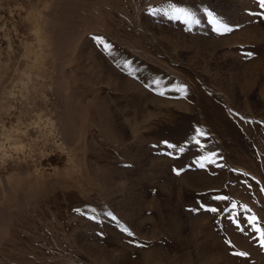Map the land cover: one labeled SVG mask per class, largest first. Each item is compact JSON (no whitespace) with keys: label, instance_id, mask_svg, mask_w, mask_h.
<instances>
[{"label":"rangeland","instance_id":"374dc122","mask_svg":"<svg viewBox=\"0 0 264 264\" xmlns=\"http://www.w3.org/2000/svg\"><path fill=\"white\" fill-rule=\"evenodd\" d=\"M256 227L259 0H0V264H264Z\"/></svg>","mask_w":264,"mask_h":264},{"label":"snow or ice","instance_id":"6c2138e0","mask_svg":"<svg viewBox=\"0 0 264 264\" xmlns=\"http://www.w3.org/2000/svg\"><path fill=\"white\" fill-rule=\"evenodd\" d=\"M259 6L261 8H264V0H259ZM225 30L227 31L228 29H225ZM100 43L101 44H104L103 40H100ZM105 47L106 48H110V45H105ZM201 134H203V133H201ZM169 147H175V145H169ZM183 150L184 149H182V148L180 149V151H183ZM201 167H203V165H201ZM217 199H222L223 200V199H227V197H218ZM234 207H235V205H234ZM207 211H210V212L215 213V212H218L219 210L217 208H209V209H207ZM250 219H251V222L253 224H256L257 223V218L256 217H252ZM124 231H127V229H124ZM255 231L258 232V233H260L261 244L264 245V230H262L259 227H256ZM239 255H245V253H240Z\"/></svg>","mask_w":264,"mask_h":264}]
</instances>
